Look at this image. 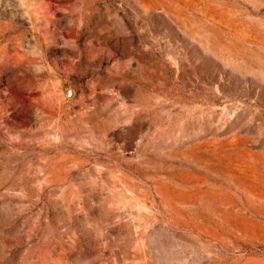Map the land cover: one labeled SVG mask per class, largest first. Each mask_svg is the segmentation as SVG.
<instances>
[{
    "label": "rangeland",
    "instance_id": "obj_1",
    "mask_svg": "<svg viewBox=\"0 0 264 264\" xmlns=\"http://www.w3.org/2000/svg\"><path fill=\"white\" fill-rule=\"evenodd\" d=\"M0 264H264V0H0Z\"/></svg>",
    "mask_w": 264,
    "mask_h": 264
}]
</instances>
